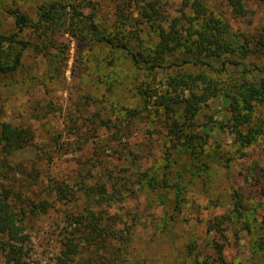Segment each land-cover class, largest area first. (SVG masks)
<instances>
[{
	"label": "rangeland",
	"instance_id": "1",
	"mask_svg": "<svg viewBox=\"0 0 264 264\" xmlns=\"http://www.w3.org/2000/svg\"><path fill=\"white\" fill-rule=\"evenodd\" d=\"M45 1L50 0H0V32L13 30L14 11L33 18ZM61 1L75 4L105 33L114 32L127 14L133 17L142 47L157 41L155 25L139 19L137 4L126 0ZM190 1L159 0L157 5L164 15H180L181 11L191 15V8L186 6ZM205 4L228 24L230 34L247 46L244 58L237 54L232 59L248 67L264 68V50L258 42L264 26V2L244 0L243 15L233 14L225 0H206ZM57 39L64 60L28 50L17 71L0 76V125L6 121L29 127L34 135L32 144L9 155L8 162H22L26 172L33 168L39 171L37 179L31 173L32 177L16 174L3 182L10 183L25 199L51 203L45 214L24 218L31 258L43 264L54 262L65 225L61 215L65 206L50 192L52 179L75 186L81 177L93 176L90 183L94 184L105 164L118 174L124 169L131 180L137 171L159 170V165L166 163L164 151L168 146L157 122L137 118L127 125L118 119L122 107L141 105L138 89L147 83L157 87L164 72L147 77L124 54L110 47L75 40L67 33H59ZM229 74L239 76L240 71L237 66L230 67L220 78ZM210 108L207 112L220 121L225 113L222 102L210 101ZM114 125L121 129L117 141ZM131 152L133 161L125 156ZM206 153L205 160L213 157L217 161L194 176L187 170L190 164L184 156L174 152L170 156L173 173L179 171L184 185L179 209L174 207L173 191L166 195L165 203H155L156 196L144 191L107 208L131 225L130 239L120 245L123 264H241L247 259L264 221V137L241 147L228 130L214 126ZM220 217H226L225 222L213 228L211 224ZM218 249L222 258H218Z\"/></svg>",
	"mask_w": 264,
	"mask_h": 264
},
{
	"label": "trees",
	"instance_id": "2",
	"mask_svg": "<svg viewBox=\"0 0 264 264\" xmlns=\"http://www.w3.org/2000/svg\"><path fill=\"white\" fill-rule=\"evenodd\" d=\"M126 1L139 6L140 20L155 25L157 41L153 46L142 47L133 17L123 15L115 31L105 33L91 16L82 13L75 4L61 0L43 2L33 18L14 11L11 16L13 30L0 32V76L17 71L28 50L44 51L46 55L64 60L66 56L57 39L59 33L110 47L124 54L132 66L147 77L164 72L157 87L151 88L147 83L138 89L141 105L122 107L119 110L121 119H118L120 124L125 121L127 125L137 118L157 122L168 138L164 151L166 163L159 165V170L137 171L131 180L124 169L118 174L105 164L94 184L90 183L93 176L81 177L75 186L70 181L52 179L51 195L65 206L61 210L65 225L52 264H123L120 245L130 239L131 225L117 213L108 212L111 204L144 191L153 193L155 203L161 204L173 191L174 207L179 209L184 185H181L179 171L173 173L170 160L173 152L184 156L190 164L187 170L194 176L207 171L211 162L217 161L213 157L204 159L214 126L228 130L241 147L264 137V68L248 67L232 59L237 54L244 58L247 46L230 34L223 19L209 11L206 0H191L186 4L191 8V15L181 11L174 16L161 13L157 5L159 0ZM225 1L233 14H244V0ZM139 2H145L144 6ZM258 42L264 50V26ZM234 66L240 71L239 76L229 74L226 79L220 78ZM214 100L222 102L225 110L220 121H215L213 113L207 112L211 111L210 101ZM200 118H205L203 123L198 122ZM114 127L117 141L121 129ZM33 136L29 127L6 121L0 125L4 156L0 159V264H43L31 258L24 218L29 214H45L51 203L46 199H25L10 183L3 182L8 175L16 174L30 177L33 174L32 178H39L38 170L33 168L28 173L22 162L14 165L8 162L9 155L32 144ZM131 155L132 152L125 154L133 161ZM224 219L226 217L216 218L211 226L220 228ZM251 248L241 264H264V221ZM217 253L218 258H222L221 250Z\"/></svg>",
	"mask_w": 264,
	"mask_h": 264
}]
</instances>
